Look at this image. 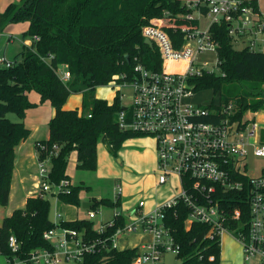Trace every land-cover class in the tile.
Returning <instances> with one entry per match:
<instances>
[{"label": "trees", "instance_id": "obj_1", "mask_svg": "<svg viewBox=\"0 0 264 264\" xmlns=\"http://www.w3.org/2000/svg\"><path fill=\"white\" fill-rule=\"evenodd\" d=\"M255 8L258 10L256 4ZM190 11L181 0H21L0 15L1 27L28 23L23 37L32 40V44L24 45L16 56L14 67H0V207L9 204L16 149L30 136L24 120L27 111L37 104L29 100V94L37 93L41 103L49 102L55 109L49 123V139L36 144L40 159L51 161V181L56 184L70 181L67 168L74 151L78 167L96 169L100 141L116 156L127 140L140 137L119 128L117 119L122 110L119 95L109 102L97 98L96 90L115 80L119 84L131 81L137 63L150 70H161L160 54L145 43L143 29L160 27L174 40L176 47H180L184 36L181 29L195 26L181 18ZM228 30L227 23L212 26L211 35L218 44L220 73L197 78L195 86L198 92L209 90L217 95L218 103H212L213 106L218 104L217 108L232 104L234 118L240 120L247 111H264V52L248 47L238 49ZM35 36L39 39L34 40ZM61 67H66L71 74L67 84L60 79L58 69ZM244 83L263 94L255 98L241 86ZM79 84L87 88L82 92L81 112L65 109L73 88ZM9 113H15L19 121L8 118ZM261 142L264 143V130ZM54 146L58 148L56 152ZM82 189L83 185H70L58 199L80 207ZM240 195V201L233 202L231 208L239 207L241 218L227 223H231L232 235L236 237L247 233L250 221L249 204L245 202L247 194L241 192ZM101 203L120 207V201L103 199ZM97 207L95 202L92 209L97 210ZM50 210L48 196L39 192L27 199L24 208L4 218L0 226V255L34 264L33 254L55 250L45 234L59 225L76 230L87 244H96L94 252L83 254L80 264H133L137 248L118 250L113 245V235L124 225V217L101 235L92 221L86 219L61 220L56 224L50 218ZM188 215L184 205L165 213V223L180 246L177 258L181 264H220V237L209 236V225L187 223ZM11 235L19 244L16 252L8 246Z\"/></svg>", "mask_w": 264, "mask_h": 264}, {"label": "built area", "instance_id": "obj_2", "mask_svg": "<svg viewBox=\"0 0 264 264\" xmlns=\"http://www.w3.org/2000/svg\"><path fill=\"white\" fill-rule=\"evenodd\" d=\"M258 0H189L185 3L191 10L181 18L195 26L183 27L180 47L160 27L146 26L145 39L153 43L162 59L161 70L155 71L137 63L131 81L110 85L117 88L122 110L118 114V126L122 131L152 137L157 147L158 184L176 182L179 193L162 206L148 214H140L130 222L125 221L113 235L117 248L119 237L134 233H149L153 239L137 248L133 264H163V257L180 253L171 229L165 223L168 209L184 205L188 211L187 223L209 225V236L221 237L233 234L231 223L241 218L239 207L231 208L240 201L242 192L247 194L250 221L246 234L234 236L242 245L246 262L264 264V173L252 177L247 171V160L251 152L264 157V143L256 122V113L247 111L242 119L234 118L233 105L217 108L212 103L202 105L195 101L197 78L214 73L206 56H216L214 66L219 68L218 44L211 35L214 25L227 23L228 34L236 47H248L252 51L264 52V18L255 8ZM202 20L208 23L201 29ZM34 37V40H38ZM2 67L11 68L6 58H1ZM170 63L167 70L166 64ZM182 70H173L180 67ZM60 79L67 84L71 80L68 69H58ZM124 78V77H123ZM123 89L131 92V104L124 106ZM91 117V115H89ZM38 146L44 149L41 144ZM55 152L58 150L54 146ZM57 154V153H55ZM51 161L38 159L39 192L58 197L67 192L70 181L56 184L51 181ZM115 203L120 201L122 186H117ZM139 206L144 207L145 201ZM90 219L96 213H88ZM123 212L117 211L114 219L98 230L103 234L107 227H113ZM54 251L40 250L33 254L34 264H61L62 261L80 260L83 254L95 251L96 244H87L83 237L72 229L59 225L45 234ZM73 249L69 248L70 244ZM12 251L19 249L14 235L8 239ZM1 256V255H0ZM6 259V264H27L23 261Z\"/></svg>", "mask_w": 264, "mask_h": 264}, {"label": "rangeland", "instance_id": "obj_3", "mask_svg": "<svg viewBox=\"0 0 264 264\" xmlns=\"http://www.w3.org/2000/svg\"><path fill=\"white\" fill-rule=\"evenodd\" d=\"M181 1L185 4L189 0ZM258 2H260V6L264 7V0H258ZM20 3L21 0H0V15L4 13L11 4ZM207 23L208 22L206 20H202L201 29H204ZM8 26H0V59L5 57L8 62L15 63V58L23 49V46L28 45L26 44V41L32 42V40L31 38L24 39L23 33L25 28L23 23L14 24L9 27ZM240 47L241 45H239L237 48ZM206 58L210 64L212 63L210 69H212L215 74H219V68L213 65V63H215L216 56L214 54H211L206 56ZM18 61L20 62L21 60L19 59ZM2 66L3 65L0 63V67ZM241 86L245 88L247 92L256 96L255 98H258L259 95L263 94V92H260L258 89H252L250 84L244 83ZM86 89L87 88H85L81 84L73 88V93L66 103L68 109L73 110L82 108V92ZM116 91L117 88L109 84L108 86L98 88L96 90V97L112 102L116 96ZM122 93L125 95V98L122 100V104L124 106H129L131 104V92H129L128 89H123ZM32 96H37V94L35 92H31L30 99L32 98ZM218 100L219 97L209 90L196 93L195 101L202 105L218 103ZM7 116L14 122L19 121V118L15 113H9ZM255 119L260 127L264 128V111L256 113ZM139 138H145L146 141L141 144L143 146H139L136 149L149 148L151 149V153H154L157 159L156 141L152 137L147 136ZM99 147H101L102 149L98 155V165L96 169H85L78 167L76 165V154L72 155L73 152L69 157V169H72V173H69V175H71L70 177L72 184H75L77 186L85 184L86 188H90L89 190L85 189V193L81 198L83 199L82 201L84 203H87L89 201L98 203L97 210H94V212L96 213V218L94 219L89 218V215H87V210L83 209L82 206L79 207V212L81 213V215L85 216L84 218L82 217L80 219L85 220L86 218V220L92 221L95 230L98 231L103 224L112 221L117 211L122 212V208L120 207L114 208L113 206L103 205L101 203V200L103 199L114 202L118 185L124 186V193L121 196L122 202H126L128 204L134 203V205L138 204L140 200L146 202L148 199L153 197L154 199H156L163 193L171 194L172 196L179 193L178 189H175L172 184L167 185L164 188L165 192L158 190L159 187L157 185V175L151 174L147 170L139 171L136 168L125 170V167L120 165L115 160V156L110 152L109 147L105 142L100 141ZM247 171L248 174L252 177L261 176L264 173V157L255 156L253 152H251L247 160ZM72 184L70 182V185ZM174 184L176 186V182H174ZM150 192L152 193V196H149ZM46 196H48L51 203L50 218L54 223L57 224L61 219L75 217V215L70 216L74 214V209H71L65 214H62L59 211L58 208L64 205L61 203L57 196L50 194H47ZM11 207L12 205H10V208ZM8 213L9 207H0V226H2L4 218L8 217ZM228 238H232V240L234 239L235 242L242 247L239 240L236 239V237H234L232 234L226 233L224 236H222V242H225V240H229ZM119 246H121V243L119 244ZM181 262L182 261L177 258L176 254L168 253L163 257V264H181ZM241 263L255 264V261L246 262L244 256H242ZM0 264H6V259L3 256H0ZM61 264H80V261L63 260Z\"/></svg>", "mask_w": 264, "mask_h": 264}, {"label": "crops", "instance_id": "obj_4", "mask_svg": "<svg viewBox=\"0 0 264 264\" xmlns=\"http://www.w3.org/2000/svg\"><path fill=\"white\" fill-rule=\"evenodd\" d=\"M258 6H259V11L261 12L262 17L264 18V7L260 6V2H258ZM23 24L25 28L24 32H26L29 28V24L26 22ZM12 25L14 24H9V26ZM31 43L32 42L26 41V44H28V46H30ZM64 68L66 69V67H61L60 71L63 70ZM29 100L34 104H37V106L27 111L24 120L25 125L30 130V136L26 141L22 142L16 149L15 168L13 173L9 204L7 206L9 207L8 217L11 216L16 209L24 208L27 199L29 197L36 196L39 193V183H38L39 153L37 151L36 144L40 141H46L49 139L50 137L49 123L51 119L55 116V109L51 105V103L49 102L41 103V99L38 94L37 96H32L31 99L29 94ZM81 103H82V99H81ZM65 109H68L67 104L65 105ZM78 110L81 112V108ZM140 137H144V136H140ZM144 141H146L145 138H139V137H135L127 140L123 144L121 149L117 152L115 156V160L120 165L124 166L125 170L136 168L139 171L147 170L149 171V173L157 175V185L159 187L158 190L165 192L164 188L167 185H171V184L175 188L174 182L165 185L158 184L157 159L155 154L151 153V149L149 148L136 149L139 146H143L141 144L144 143ZM101 149H102L101 147L98 148L97 150L98 155ZM75 154H76V165H78L76 151L72 153V155ZM68 169H69V164L67 168V175L69 176L70 182L72 184L70 177L71 175H69V173H72V169H69V171ZM72 185L77 186L75 184ZM82 185L84 186V189L81 190L80 199L83 197L85 193V189L86 190L90 189L89 187L86 188L85 184ZM121 186H122V194H123L124 186L123 185ZM149 196H152L151 192ZM173 197L174 196H172L171 194L163 193L162 195H159L156 199H154V197L148 199L145 202V206L141 208L139 206V202L142 200H140L138 204L134 205V203L128 204L126 202H122V198H120V208H122L121 211L127 216L125 218V221L130 222L140 214H148L152 212L156 208L165 204L167 201L171 200ZM82 200L83 199H81V206L83 209L87 210V215L90 211L94 212L92 207L95 204V202L89 201L87 203H84ZM61 203L64 206H60L61 208L59 207L58 209L62 214H65L71 209H74V214L70 216L75 215V217H69L68 219H61V220L75 221V220H81L80 218L85 217L84 215H81V213L79 212V207L73 205H67L64 204L63 202ZM10 205H12L11 207L12 209L10 208ZM152 239L153 236L149 233H134L128 236L126 235L119 237L116 245L118 250H126L129 248H140L143 244L151 241ZM228 239L229 240L227 241L225 240V242L224 241L222 242V237H221L220 264H242L241 258L242 256H244L243 248L239 246L234 239L233 240L232 238H228ZM120 243L121 246H119ZM69 248L73 249L74 245L71 243L69 245Z\"/></svg>", "mask_w": 264, "mask_h": 264}, {"label": "water", "instance_id": "obj_5", "mask_svg": "<svg viewBox=\"0 0 264 264\" xmlns=\"http://www.w3.org/2000/svg\"><path fill=\"white\" fill-rule=\"evenodd\" d=\"M145 43H146L149 47L153 48V43H152L149 39H145ZM127 59H128V57H127Z\"/></svg>", "mask_w": 264, "mask_h": 264}, {"label": "bare ground", "instance_id": "obj_6", "mask_svg": "<svg viewBox=\"0 0 264 264\" xmlns=\"http://www.w3.org/2000/svg\"><path fill=\"white\" fill-rule=\"evenodd\" d=\"M168 66L170 65V63H168L167 64ZM180 67H178V68H175V69H173V70H182V67H183V63H180V65H179Z\"/></svg>", "mask_w": 264, "mask_h": 264}]
</instances>
